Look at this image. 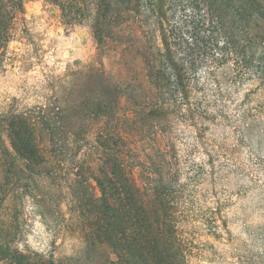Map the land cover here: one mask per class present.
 <instances>
[{
    "label": "trees",
    "instance_id": "obj_1",
    "mask_svg": "<svg viewBox=\"0 0 264 264\" xmlns=\"http://www.w3.org/2000/svg\"><path fill=\"white\" fill-rule=\"evenodd\" d=\"M31 1L0 0V70L41 66L49 92L0 114V264H59L55 253L21 248L27 197L62 246L76 247L72 264H189L192 210L174 195L179 173L165 162L163 127L207 121L204 101L245 81L264 96V0H43L119 57L126 81L103 67L49 73L29 26ZM16 41L31 46L26 55Z\"/></svg>",
    "mask_w": 264,
    "mask_h": 264
},
{
    "label": "rangeland",
    "instance_id": "obj_2",
    "mask_svg": "<svg viewBox=\"0 0 264 264\" xmlns=\"http://www.w3.org/2000/svg\"><path fill=\"white\" fill-rule=\"evenodd\" d=\"M27 18L49 73L103 67L117 79L120 73L124 81L131 77L128 66L120 69L119 57L102 52L87 27L66 26L57 6L32 0ZM30 48L27 41L12 44L22 55ZM43 71L41 66L25 71L20 64L0 70V114L37 105L49 93ZM208 89L214 94L212 85ZM258 89L252 81L227 87L223 99L204 101L212 107L207 121L180 118L163 127L165 162H175L179 173L174 195L192 210L183 228L190 240L189 264H264V96ZM241 114L248 115L247 121L238 119ZM93 164L97 168L98 160ZM37 203L31 197L19 202L21 248L37 255L55 253L59 264L76 262L70 260L76 247L69 241L62 246L58 228L40 215Z\"/></svg>",
    "mask_w": 264,
    "mask_h": 264
}]
</instances>
